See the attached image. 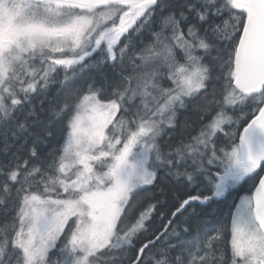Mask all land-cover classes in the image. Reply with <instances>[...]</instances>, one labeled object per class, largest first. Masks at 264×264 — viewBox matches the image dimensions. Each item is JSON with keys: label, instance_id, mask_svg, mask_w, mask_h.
<instances>
[{"label": "snow or ice", "instance_id": "6c2138e0", "mask_svg": "<svg viewBox=\"0 0 264 264\" xmlns=\"http://www.w3.org/2000/svg\"><path fill=\"white\" fill-rule=\"evenodd\" d=\"M0 264H264V0H0Z\"/></svg>", "mask_w": 264, "mask_h": 264}]
</instances>
